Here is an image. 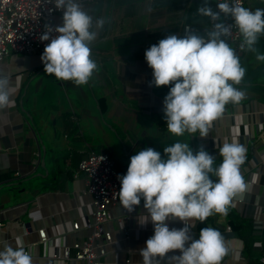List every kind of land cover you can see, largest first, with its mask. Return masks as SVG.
Wrapping results in <instances>:
<instances>
[{
  "label": "crops",
  "instance_id": "crops-1",
  "mask_svg": "<svg viewBox=\"0 0 264 264\" xmlns=\"http://www.w3.org/2000/svg\"><path fill=\"white\" fill-rule=\"evenodd\" d=\"M201 4L202 0H86L80 7L93 20L96 37L90 48L97 69L82 85L44 72L41 53L13 52L0 60V79L6 81L9 94V102L0 108V249L11 244L30 250L35 264H69L51 254L60 251L59 245L81 242L92 232L86 224L93 210L92 197L84 192L86 176H74L80 162L93 151L109 152L124 174L136 151L152 147L166 158L163 148L177 141L189 143L194 152L203 146L214 155V167L222 162L223 143L244 145L246 159L240 171L246 187L227 207L264 225V61L257 59V52L264 53V33L258 35L257 51L248 48L240 59L245 74L234 87L244 97L225 105L205 137L199 130L171 133L162 111L170 85L150 84L152 69L145 50L169 34L181 36L184 23L203 32L208 16L198 11ZM246 7L264 8V0H248ZM62 15L55 17L57 25ZM99 19L105 20L102 27L97 26ZM110 211L112 220L104 225L112 234L106 263L142 264L140 248L154 230L150 218L140 223L148 216L143 199L130 212L121 204ZM211 216L208 227L227 231L228 215ZM187 221L198 238V219ZM167 223L170 228L184 226L179 218ZM41 229L48 243L42 241ZM255 236L259 240L261 232L255 230ZM225 243L229 251L221 264H260L259 252L247 254L236 234ZM174 252L179 250L160 258V264H170L168 257Z\"/></svg>",
  "mask_w": 264,
  "mask_h": 264
},
{
  "label": "clouds",
  "instance_id": "clouds-1",
  "mask_svg": "<svg viewBox=\"0 0 264 264\" xmlns=\"http://www.w3.org/2000/svg\"><path fill=\"white\" fill-rule=\"evenodd\" d=\"M63 10L62 23L45 30L40 40H48L41 54L44 72L58 80L85 84L97 69L91 58L90 43L95 39L92 17L78 0H57ZM198 11L217 21L208 38L188 33L169 34L145 50L144 58L152 69L150 84L170 85L163 98L162 111L168 130L183 135L187 130L205 137L211 123L224 112L231 101L238 103L245 93L236 87L245 74L235 50L223 37L231 25L220 20L221 13L230 16L243 37V44L253 51L258 35L264 33V8L254 11L238 0H202ZM104 19L97 21L102 27ZM52 33H55L53 35ZM264 61V53L257 52ZM6 81L0 79V108L9 102ZM162 156L152 147L131 155L126 173L119 175L118 198L129 212L143 199V206L153 224V234L140 248L142 264H160V258L171 250L170 264H221L229 251L222 233L204 227L198 238L185 223L188 218L205 220L213 212L227 215L231 198L246 187L240 166L246 159V148L237 142H225L219 149L222 162L214 167V155L203 146L194 152L189 143L177 141L165 146ZM216 177L218 179H213ZM179 218L180 228L169 227L168 220ZM0 264H34L22 247L8 244L0 249Z\"/></svg>",
  "mask_w": 264,
  "mask_h": 264
},
{
  "label": "built area",
  "instance_id": "built-area-1",
  "mask_svg": "<svg viewBox=\"0 0 264 264\" xmlns=\"http://www.w3.org/2000/svg\"><path fill=\"white\" fill-rule=\"evenodd\" d=\"M86 0H78L82 6ZM244 7L248 0H238ZM57 0H0V60L5 59L11 53L22 54L41 53L48 40L41 41L40 35L47 29L55 27V17L63 13L62 9L56 8ZM216 0H213L212 7L215 8ZM220 20L227 25H231L230 34L223 37L227 43L235 50L239 60L248 50L243 44V37L235 26L232 18L221 13ZM217 21L208 16V24L203 32H198L189 23L183 24L182 35L195 33L204 39L208 38V32L213 30ZM55 35V33H52ZM84 173L86 176L85 194L92 197V214L87 218V227L91 228V234L81 242L73 245L66 243L59 245L60 251L53 252L52 257L68 260L69 264H107L105 257L108 254L107 246L112 242V234L105 230L104 225L112 220L111 207L120 203L118 191L120 181L116 169V160L109 152H91L87 158L79 164L74 176ZM192 229L191 223L186 222ZM74 229H79V223H74ZM254 229L261 232L256 245L264 248V225L260 221L254 222ZM227 231H232L231 226H227ZM42 241L48 243L49 237L44 229H41ZM49 248V245H48ZM26 252L33 258L30 250ZM49 252V249H48ZM264 264V255L260 259Z\"/></svg>",
  "mask_w": 264,
  "mask_h": 264
},
{
  "label": "trees",
  "instance_id": "trees-1",
  "mask_svg": "<svg viewBox=\"0 0 264 264\" xmlns=\"http://www.w3.org/2000/svg\"><path fill=\"white\" fill-rule=\"evenodd\" d=\"M227 215L229 220V226H231L232 231L244 241L245 252L250 256H253L259 252V256L257 258L260 262L261 257L264 255V248L258 247L256 245L257 238L255 236L254 222L243 216H240L232 208L228 209ZM212 221L213 217L211 215L203 221L198 220V231H200L201 228L208 227V224ZM215 229H218L220 232L223 231V228H220L218 226H215Z\"/></svg>",
  "mask_w": 264,
  "mask_h": 264
},
{
  "label": "water",
  "instance_id": "water-1",
  "mask_svg": "<svg viewBox=\"0 0 264 264\" xmlns=\"http://www.w3.org/2000/svg\"><path fill=\"white\" fill-rule=\"evenodd\" d=\"M222 235L225 237V238H229V237H234L235 233L233 231H230V232H223Z\"/></svg>",
  "mask_w": 264,
  "mask_h": 264
}]
</instances>
